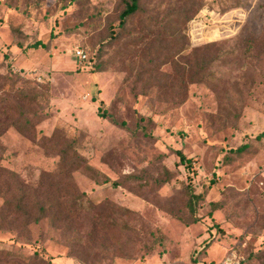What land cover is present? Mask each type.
Segmentation results:
<instances>
[{"label":"rangeland","instance_id":"1","mask_svg":"<svg viewBox=\"0 0 264 264\" xmlns=\"http://www.w3.org/2000/svg\"><path fill=\"white\" fill-rule=\"evenodd\" d=\"M122 7L0 0V211L17 183L85 194L7 218L0 264H264V0H140L124 28Z\"/></svg>","mask_w":264,"mask_h":264},{"label":"trees","instance_id":"2","mask_svg":"<svg viewBox=\"0 0 264 264\" xmlns=\"http://www.w3.org/2000/svg\"><path fill=\"white\" fill-rule=\"evenodd\" d=\"M140 0H122L123 7L119 13V25L122 28L125 27V23L127 20L135 14V12L139 8ZM39 46H44L41 41H36L32 44H28L26 48L28 49H37ZM4 58H7V54H4ZM30 123L25 122V126L23 129L25 131L29 130ZM20 127V126H18ZM264 136V133L262 134ZM52 138V137H51ZM75 139L72 138L73 142ZM246 148V144L239 146L233 151L241 152ZM72 144L65 143V148L59 151L60 157V165L63 174L68 172V169H75L79 167L81 164L77 162H69L68 163V153L71 151ZM175 154L179 157L182 163L189 165V159H187L184 154L180 150H176ZM168 174V171H166ZM168 181V176H164L159 181V185L164 184ZM117 184V183H116ZM39 186H26V184H16L17 195H12L6 198L4 204L1 207L3 211H0V227H2V223L6 222L7 218L14 217V220L22 219L23 224L29 223H38L40 220L46 217L52 218L53 221H63L64 218L60 216H72V213L76 211L77 199L81 196H84V193L79 194H71L72 201L70 203H66L64 200L56 199V201H48V200H36L35 204L30 203L33 198H36L37 191ZM202 200V194H197L193 191H190L188 194L187 207L191 213L195 211V205ZM64 214V215H63ZM50 264V263H49Z\"/></svg>","mask_w":264,"mask_h":264},{"label":"built area","instance_id":"3","mask_svg":"<svg viewBox=\"0 0 264 264\" xmlns=\"http://www.w3.org/2000/svg\"><path fill=\"white\" fill-rule=\"evenodd\" d=\"M74 53L79 61L89 62V56L83 49L76 48ZM222 264H241V262L238 258H236L234 254H230L225 256V258L222 261Z\"/></svg>","mask_w":264,"mask_h":264}]
</instances>
